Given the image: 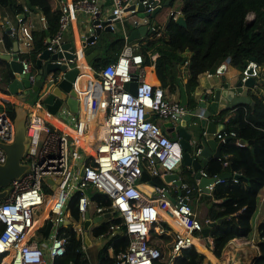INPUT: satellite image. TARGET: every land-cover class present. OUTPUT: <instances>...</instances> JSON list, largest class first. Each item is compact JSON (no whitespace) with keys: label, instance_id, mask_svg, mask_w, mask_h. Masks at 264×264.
<instances>
[{"label":"built area","instance_id":"1","mask_svg":"<svg viewBox=\"0 0 264 264\" xmlns=\"http://www.w3.org/2000/svg\"><path fill=\"white\" fill-rule=\"evenodd\" d=\"M140 2L142 8H139ZM159 6L160 0H109L108 6L101 5V0H62L57 30L46 38L44 49L49 50L50 55L63 53L65 34L71 31L73 57L52 59L49 56L47 60L76 69L67 95L77 98V110H72L66 98H62L56 111L49 112L43 102L47 87L32 103L10 98L11 102L27 109V147L22 158L27 168L0 189L6 190L0 197V264H54L56 258L66 253L72 231L80 240L79 247L88 264L90 256L85 252L92 243L100 242L99 250L106 244V248L112 250L110 244L118 237L126 238L127 244L114 254V264H177L184 248L196 246L195 239L211 251L212 238L203 236L204 223L191 205L190 197H196L195 203H198L199 197L211 194L214 185L225 178L209 175L206 164L199 169L201 176L217 177L207 185L209 191L199 186V179L189 181V176H194L195 172L183 166L181 144L163 125L169 121L176 128L184 116L190 114L191 108L167 95L156 73L158 53L146 49V59L141 50L145 36L159 34V24L152 18ZM36 11L45 27L46 16L25 2L13 19H0V31L7 32L18 42L14 53L21 63L20 73L29 72L31 82L36 77L31 58L35 24L28 17ZM78 13L91 19L86 34L78 33ZM170 13L176 18L179 11ZM97 18L99 22L93 23ZM140 25H146L151 32L129 40L130 31ZM96 26L101 30L105 26L110 31L119 30L124 39L116 57L100 66L88 62L84 52L87 46L97 45ZM89 35L94 39L88 42ZM43 50L36 53L37 59ZM63 73V70L49 72L48 82L55 83ZM215 74H220L217 69ZM260 74L256 66L254 77H257L250 90L264 94ZM246 77L244 74L241 80ZM130 83H135L134 90ZM201 134L212 135L222 142L234 136L236 144H243L233 130L207 132L203 128ZM13 139L14 122L0 110V141L8 143ZM191 143L194 148L190 153L195 157L200 147L196 146L195 137ZM5 160L6 152L0 146V164ZM172 172L177 173L179 184L175 183L177 178L165 179L164 176ZM144 173L148 176L146 179L142 178ZM237 177L234 175L233 181H237ZM146 184H150V191H145ZM94 191L100 194L99 198L94 197ZM73 196H76V214L69 205ZM45 201L44 209L38 212ZM259 207L264 209V194L260 196L257 209ZM97 216L101 219L94 221ZM87 218L91 221L85 227ZM103 223L106 224L104 230L94 234L93 230ZM160 234H171L174 239L165 261L152 238ZM86 236L90 243L86 242ZM244 243L258 250L256 239L232 237L215 260L201 250L209 259L205 264L220 261L231 264L235 250ZM240 263L238 258L236 264ZM67 264L76 262L69 260ZM97 264H102L99 258Z\"/></svg>","mask_w":264,"mask_h":264},{"label":"trees","instance_id":"2","mask_svg":"<svg viewBox=\"0 0 264 264\" xmlns=\"http://www.w3.org/2000/svg\"><path fill=\"white\" fill-rule=\"evenodd\" d=\"M181 1V14L187 25L178 24L173 15H170L164 25L166 36L158 37L141 48L146 59V49L158 53L155 68L162 85L171 88L176 73L181 74V66L186 65L187 76L183 77L186 78L184 83L187 90L193 91L198 84L199 75L218 60L222 62L227 57L233 66L241 70L245 68L244 60L253 57L259 67L260 76L263 77L260 83L264 85V0ZM171 2L169 0L170 4ZM22 3L17 0H0V7L8 8L13 14L20 13ZM25 3L31 9H39L47 19L45 27L33 30L34 46L31 57L35 64V54L44 49L46 38L57 30L62 0H25ZM249 13L253 15L250 19ZM120 33L107 31L100 34L97 45L102 55L93 61L94 66L104 65L116 57L124 43ZM2 39L6 48H12V39L7 32H3ZM185 60H188L186 64ZM189 104L192 107L196 102L190 99ZM0 110H4L12 120L15 119L14 103L4 99ZM229 111L231 113L228 114ZM216 118L224 124L222 132L233 130L236 137L243 142L238 145L234 136L228 137L221 146V157L210 158L205 167L209 175L229 172L228 177L214 185L211 194L202 195L208 202L206 219L213 221L223 217L209 229L212 238L211 252L214 257H220L229 239L246 236L251 232L252 217L261 193H264V94L251 92L250 102L237 104L231 110H222ZM234 175H238L237 181H233ZM188 180L193 182L194 176H189ZM93 195L96 198L100 196L95 191ZM69 205L72 213L76 214V196L70 199ZM105 227L106 224L103 223L93 233L98 234ZM257 233L259 251L251 264H264V219L257 224ZM69 236L70 243L66 253L56 258L54 264H67L69 260H74L76 264H88L80 250V240L73 231ZM152 238L160 247L162 261L167 260L174 243L173 236L160 234L152 235ZM126 244L127 239L124 237L115 238L111 242L112 250H108L106 244L99 251L100 262L114 264V254ZM197 246L199 249L194 245L184 248L177 264L209 262L202 252H207V249L202 244ZM218 264L224 263L220 261Z\"/></svg>","mask_w":264,"mask_h":264},{"label":"water","instance_id":"3","mask_svg":"<svg viewBox=\"0 0 264 264\" xmlns=\"http://www.w3.org/2000/svg\"><path fill=\"white\" fill-rule=\"evenodd\" d=\"M157 2V0H155ZM163 4H169V0H164ZM139 8H142L141 2L139 3ZM176 22L182 26H186V20L182 14H179L175 18ZM99 19H94L93 23H98ZM104 31H110L108 26L103 28ZM96 34L101 33V27H95ZM151 31L146 27V25H140L135 29L130 31L129 40L139 38L144 36L146 33L149 34ZM49 39V38H47ZM94 39L93 35L87 37V41ZM13 44L16 46L17 42L14 41ZM65 48L63 53H53L50 55V51L44 49L40 57L36 60V67L38 72L34 82H31L28 78L29 72L20 73L21 63L17 59V56L13 54H0L5 59L9 61L10 68L12 70V79L8 83V90L11 93L17 94L18 88L23 89L22 95L27 93L28 89H31L37 93H40L44 88H49L47 93L43 96V102L49 112L54 113L61 102L62 98H66V102L72 110H77V98L72 95H67V91L71 87V80L75 77L76 69H67L65 63H57L52 60H47L48 57L55 59L57 57L65 56L66 58H72V51L74 50L73 45L70 41L64 42L62 45ZM86 54V60L88 62L95 61L97 57L102 55L100 49L95 47V45H89L84 50ZM47 60V61H46ZM44 61V62H43ZM230 59L227 57L224 63H221L217 68L220 73L219 83L212 84L209 88L208 93L203 92L200 96L196 107L190 110V114L184 116L180 124L175 128L172 126L171 122H164L166 131L173 134V139L178 138L182 150V163L185 168L194 171V178L199 179V186L203 187L205 192H208V184L214 182L217 177L215 176H201L200 168L204 167L210 158H220L221 157V146L222 141H217L215 137H206L199 131L200 128H205L207 132L215 131V122L213 120H208L211 114H219L222 110L232 109L237 104L250 102L249 89L255 81L254 75L256 74V62L253 57L244 60L245 68L241 74H247L245 80L241 78L237 79L235 83L229 82L225 76L226 64L229 63ZM63 70L64 73L61 79L57 80L55 83L50 84L47 80V74L51 71ZM48 85V86H47ZM130 88L134 90L135 83H130ZM236 87H243L240 93L235 92ZM200 109H204L200 111ZM16 116L13 120L14 122V139L12 142H2L0 141V146L6 152V160L4 163L0 164V189L2 186L7 185L9 180L13 177L21 174L26 168L27 164L22 162L24 152L27 147V137L25 135V121L27 115V109L20 104H15ZM191 126H198V132L196 136L192 135ZM223 126V124H222ZM195 137L197 139V147H200L199 152L192 157L191 150L194 148L192 146L191 140ZM82 173V171L80 172ZM229 176V172L225 171L218 175V177L226 178ZM148 176L146 173L143 174L142 178L146 179ZM166 180L176 179L177 173H167L165 176ZM176 184L180 183V179L175 180ZM6 190H0V197L4 196ZM108 215V213H105ZM101 219V216L95 217L93 220L97 221ZM223 217H220L213 221H207L206 225L202 228L203 236L209 235V229L212 225L220 222ZM90 219L87 218L84 221V226L87 227L90 223ZM50 226V221L46 225L45 231L47 232ZM86 242L90 243L89 238L86 236Z\"/></svg>","mask_w":264,"mask_h":264},{"label":"crops","instance_id":"4","mask_svg":"<svg viewBox=\"0 0 264 264\" xmlns=\"http://www.w3.org/2000/svg\"><path fill=\"white\" fill-rule=\"evenodd\" d=\"M18 2H25V0H17ZM179 5L177 8H172V7H167V6H164V7H158L154 16H152L153 20L156 21L157 24H159V34L158 35H151V36H145L147 37L146 40H142V43L144 44H149L150 41H153L154 39L158 38V37H165L166 33H165V30H164V25L166 23V21L168 20L169 16L171 15L170 11L172 12H176V11H179V14H181V8H182V2L179 1ZM108 3H109V0H101V5L103 6H108ZM172 4V3H171ZM170 3L167 4V5H171ZM161 5V4H160ZM165 5V4H164ZM162 8L164 10H162ZM38 14L39 12L36 11V12H33L28 18L32 20V22L35 24V27L34 28H37V27H42V22L39 20L38 18ZM78 14H80L78 16ZM77 14V30H78V33L79 34H86L88 32V28L91 26V19L89 16L87 15H82L81 13H78ZM177 14V15H179ZM14 14L12 13L11 10H9L8 8H5V7H0V19H4V18H11L13 19ZM161 17L163 19H161ZM79 24L82 26L80 27ZM82 29V30H81ZM3 32L4 31H0V39H2L3 37ZM104 32H107V31H104L103 29L101 30V33H104ZM100 33V34H101ZM100 34L98 35V39H99V36ZM10 37V36H9ZM12 39V48H5V44L3 42V39L2 41H0V54H9L10 56H12L13 54H15L14 52L17 50V46H18V42L10 37ZM48 38V37H47ZM72 39V34H71V31H68L66 34H65V38H64V42H67V41H71ZM97 39V41H98ZM16 41L17 42V45L15 46L13 44V42ZM33 42H34V37H33ZM98 44V43H97ZM97 48L99 49L98 45H96ZM9 50H12L13 52H9ZM32 56V55H31ZM36 56V54H35ZM32 58V57H31ZM33 60V59H32ZM221 60H218L213 66H216V65H219L221 62ZM44 62V61H43ZM93 62V61H92ZM233 71V74L232 75H226L225 76L227 77V80L231 83H235L237 81V79L240 78V76H238L237 74V71L238 69L233 67V65L229 62L226 64V69L229 68ZM33 72L37 73L38 72V68L36 67V62L35 64H33ZM226 71V70H225ZM206 72V70L204 71ZM203 73H201L198 77V81L200 79H202L203 77H208L210 78L211 76H208L207 73L209 72H212V70L210 71H207L206 75ZM225 73V72H224ZM12 79V70L10 68V64H9V61L7 59H5L3 56L0 55V100L3 102V100H7L10 101V98H14V97H17L18 99L20 100H23L25 102H27L26 100L23 99V89L21 88H18V93L17 94H14V93H11L9 90H8V83L9 81ZM185 81V80H184ZM217 84L219 83V79H215L213 82L210 80V82L207 84V85H204V91L206 90H209L210 86L212 84ZM166 87V92H167V95L171 98H176L178 99V97L175 95V93H172L170 91V87L169 86H165ZM242 88L243 87H236L235 88V92L238 94L242 91ZM252 91L249 89V96H250V93ZM253 93V92H252ZM201 96V95H199ZM198 96L197 100L200 99V97ZM199 101V100H198ZM197 101V102H198ZM11 102V101H10ZM14 103V102H12ZM31 103V102H29ZM3 104V103H2ZM14 104H18V103H14ZM197 104V103H196ZM196 104L192 107H196ZM191 107V106H190ZM231 110V109H230ZM200 111H203L204 112V109H200ZM231 113L230 111L228 112V114ZM217 114H211L210 117L208 118V120H213L215 122V130H221L223 129L224 127V124L223 122L216 118ZM225 120H227V116L225 117ZM223 124V126H222ZM205 129V128H204ZM207 137H214L212 135H209ZM150 184H146L145 185V191H150ZM262 194V193H261ZM264 194V193H263ZM262 194V195H263ZM215 201H219L218 199L215 200ZM195 207L194 209L197 211L198 213V216L199 218L202 220V221H205L206 220V211H207V207L205 208V211L204 213H202V215H200V212L198 211L197 209V203H194ZM203 204H206L205 202H203ZM260 204V203H259ZM264 219V209L261 207H259V209L256 210V213H255V223L253 225V229L251 230V232L246 235V236H243L245 237L246 239H251V238H254L257 240V242L259 241V236H258V233H257V224ZM197 243H201L203 246L204 244L201 242V241H197ZM257 244V243H256ZM205 247V246H204ZM198 248V246H197ZM206 248V247H205ZM256 247L255 246H252L250 243H244L242 244L241 247H239L237 250H235V256H236V253L239 252L241 254V257H240V261L241 263L240 264H251V259L255 256V254L258 252V250L255 249ZM199 249V248H198ZM207 249V248H206ZM100 251V250H99ZM99 251L97 252V258H99ZM224 251V248L222 250V252ZM209 257H212L213 256V253H211V251H209V249H207V252H205Z\"/></svg>","mask_w":264,"mask_h":264},{"label":"rangeland","instance_id":"5","mask_svg":"<svg viewBox=\"0 0 264 264\" xmlns=\"http://www.w3.org/2000/svg\"><path fill=\"white\" fill-rule=\"evenodd\" d=\"M163 1L164 0H160V4H161L160 7H164V6H167L168 7L169 6V7H172V8H177L178 5H179V3H180L179 1H181V0H172V2H171L172 4L171 5H164L163 4ZM162 10H164V9L162 8ZM79 15L80 14H78V16ZM252 16L253 15L251 13L248 14V18L249 19ZM161 19H163V18L161 17ZM79 26L82 27L80 24H79ZM118 31L119 30H117V31L115 30V31H113V33L114 32H118ZM120 32L121 31H119V33ZM147 37H148V35H147ZM147 37H145L143 40H146ZM217 66L218 65L212 66V67L206 69V72H204L205 75H206L207 71H210V70H212L213 75L210 78L203 77L202 79H200L198 81V84L196 85V87L193 89V91H189V89L187 90V88L185 86L183 77L187 76V70H186V65L184 67L181 66V69L183 71L179 75L176 73V76H175V79L173 81V85L170 88V91L172 93H175V95L178 97V100L180 101V103L182 105H184V106H190V104H189V100L190 99H192L193 101H195L197 103V101L199 100V99L197 100L198 96L201 95L204 92V90H203L204 89L203 88L204 85H207L210 82V80L213 82L215 79H220V75L217 76L215 74ZM233 67H235V66H233ZM235 68H237V67H235ZM237 69H238V71H237L238 76H241V73H242L243 70H241L239 68H237ZM225 70H226L225 71V74L226 75H232L233 74V71L230 69V67L227 68V69H225ZM37 95H38L37 92H35V91L31 90V89H28L27 93L24 94L23 99L26 100L27 102H31L32 103L35 100V98H36ZM199 128L200 127H198V126H191V130L193 132L192 133L193 136H196V134L199 133L198 132V129ZM204 195H207V194H204ZM208 196H210L212 198L211 195H208ZM197 200H198L197 209L200 212V215H202V213H204V211H205V208L208 206V202L205 201V199L203 197H199ZM195 201H196V197L191 196L190 197V203H191V205L193 207H195L194 206L195 205L194 204ZM203 202H205L206 204H203ZM45 205H46V201L38 207V212L41 211V210H43L44 207H45ZM255 213H254V215L252 217V223H253V225L255 223ZM90 234L92 235V233H90ZM202 240H204V239H202ZM99 244L101 245L100 242H94V243H92L90 245V247L88 248V250L85 252L86 254L89 253V256H90V263L89 264H97V259H98L97 258V252L99 251V249H98L99 246H100ZM240 257H241V254L239 252H237L234 260L231 261V264H236L237 259L240 258Z\"/></svg>","mask_w":264,"mask_h":264},{"label":"clouds","instance_id":"6","mask_svg":"<svg viewBox=\"0 0 264 264\" xmlns=\"http://www.w3.org/2000/svg\"><path fill=\"white\" fill-rule=\"evenodd\" d=\"M224 62H225V60L222 61L221 63H224ZM221 63H220V64H221ZM220 64H219V65H220ZM219 65L217 66V68L219 67ZM217 68H216V69H217ZM219 75H220V74H219ZM243 75H244V74H241L240 78H241ZM217 76H218V75H217ZM185 77H186V76H185ZM184 80L186 81V78H184ZM185 81H184V82H185ZM208 91H209V90H206V91H204V92H207V93H208ZM188 107H190V106H188ZM190 108L193 109L194 107H190ZM191 109H190V110H191ZM201 129H203V128H200V130H199L200 132H201ZM217 141H218V140H217ZM222 143H223V142H222ZM237 176H238V175H237ZM194 179H195V178H194ZM216 200H217V199H216ZM218 200H219V199H218ZM219 201H220V200H219ZM257 206H258V205H257ZM256 210H257V209H256ZM206 220H207V219H206ZM208 221H210V220H208ZM205 223H207V221L204 222V226L206 225ZM211 253H212V252H211ZM205 255H206V254H205Z\"/></svg>","mask_w":264,"mask_h":264},{"label":"bare ground","instance_id":"7","mask_svg":"<svg viewBox=\"0 0 264 264\" xmlns=\"http://www.w3.org/2000/svg\"><path fill=\"white\" fill-rule=\"evenodd\" d=\"M195 244H196V247H197V244H201V243H197V240L195 239ZM211 259L215 260L216 258L214 257V254L212 257H210ZM215 258V259H214ZM6 261V260H5Z\"/></svg>","mask_w":264,"mask_h":264}]
</instances>
